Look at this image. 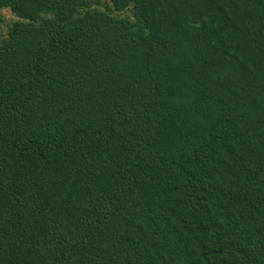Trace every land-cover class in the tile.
<instances>
[{
    "label": "trees",
    "instance_id": "16d2710c",
    "mask_svg": "<svg viewBox=\"0 0 264 264\" xmlns=\"http://www.w3.org/2000/svg\"><path fill=\"white\" fill-rule=\"evenodd\" d=\"M0 9V264H264V0Z\"/></svg>",
    "mask_w": 264,
    "mask_h": 264
},
{
    "label": "rangeland",
    "instance_id": "374dc122",
    "mask_svg": "<svg viewBox=\"0 0 264 264\" xmlns=\"http://www.w3.org/2000/svg\"><path fill=\"white\" fill-rule=\"evenodd\" d=\"M119 16L131 17V12L130 10H125L122 13H119ZM16 20L17 18L12 14L9 9H0V35L5 34L7 28Z\"/></svg>",
    "mask_w": 264,
    "mask_h": 264
}]
</instances>
